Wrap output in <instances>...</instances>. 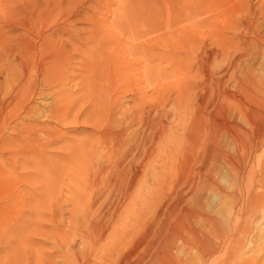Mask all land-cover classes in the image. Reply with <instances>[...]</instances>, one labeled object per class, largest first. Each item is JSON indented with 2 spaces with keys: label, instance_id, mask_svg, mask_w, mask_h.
Wrapping results in <instances>:
<instances>
[{
  "label": "bare ground",
  "instance_id": "obj_1",
  "mask_svg": "<svg viewBox=\"0 0 264 264\" xmlns=\"http://www.w3.org/2000/svg\"><path fill=\"white\" fill-rule=\"evenodd\" d=\"M216 1L92 0L93 4L87 5L80 0H12L7 11L0 8V79L3 80L0 86V256H4L0 257V264H14L20 246L30 254L32 205L27 200L29 190L24 189L22 195L25 197L21 199L19 193L5 190L11 188V180L17 187L22 181L37 179L45 189L48 184L44 181L49 176L56 180L64 177L73 185L69 191H76V194L80 191L78 187L83 185L80 186L79 181L88 182L89 185L84 186L86 190H92L94 199L86 203L81 200L84 198L74 200L72 207L78 214H83L81 225L98 236L106 227L93 218L101 213L97 205L106 204L103 195L113 191L125 195L143 177L137 169L140 163L152 165L164 160L158 155L160 151L166 152L168 162L164 168L168 175L176 168L178 173H189V154L196 144L204 149L203 162L196 173L206 168L208 153L218 160L230 159L216 149L215 144L227 134L237 141L240 133L227 129L224 124L226 134L217 128L202 130L199 124L198 128L194 122L199 121L198 109L206 104L205 100L197 103L198 112L191 123L185 122L188 117L183 118L191 108L188 101L198 87L197 82L221 86L226 78L245 82L255 80L253 71L240 78L235 72L241 70L244 58L252 57L247 48L239 46L241 41L245 44L243 38L248 34L258 37L262 45L259 52L264 56V31H258L253 24L255 20L264 21V0L259 1L260 6L258 4L256 9L249 8L242 2L244 0H232L234 2L222 9ZM94 4L101 11H96L98 15H95ZM226 33L232 35L229 37ZM135 57L138 59L133 60ZM163 62L171 67V73L162 68ZM186 64H189L188 69ZM163 76H171L174 82L163 85ZM68 88L71 91L68 92ZM218 93L225 97L222 89ZM36 96L51 97L52 108L38 114L29 105ZM126 102L131 106L124 107ZM169 107L178 111L177 122L187 126L189 131L166 140L162 147L164 110ZM23 120L33 121V124H24ZM49 122L66 127L79 125L89 129V135L79 142L67 141L62 131L48 127ZM10 125L14 131L5 137L3 131ZM176 142L185 144L182 149L180 147V160H176L171 152ZM4 155L20 156L24 162L17 167L19 170L14 165L5 169ZM44 161L50 163L51 170L39 165ZM135 204L138 205L136 201ZM103 214L109 219L112 217L111 213ZM118 217L117 214L115 220L113 216L112 224ZM137 219L139 228L142 215L139 214ZM19 221H24L21 231ZM221 225L209 219L205 230L188 231L190 240L187 241L191 245L185 241L182 235L185 230L179 225H165L156 232L155 255L149 264H179L170 253L177 240L193 246L200 256L215 253L219 246L209 237L219 238L224 232ZM17 232L22 238L20 243L17 239L13 247L7 236ZM110 237L112 242L104 250L105 256L115 255L117 262L114 258V264H129L132 253H125L123 247L130 234L114 232ZM6 238L8 241H4ZM140 242L142 240L136 242V247ZM5 246L9 249L6 254ZM134 264L148 263L140 257Z\"/></svg>",
  "mask_w": 264,
  "mask_h": 264
},
{
  "label": "rangeland",
  "instance_id": "obj_2",
  "mask_svg": "<svg viewBox=\"0 0 264 264\" xmlns=\"http://www.w3.org/2000/svg\"><path fill=\"white\" fill-rule=\"evenodd\" d=\"M10 1L12 0H0V8H4L7 11L8 6L12 3ZM169 1L171 2L172 0ZM231 1L217 0L216 3L224 9ZM259 1L244 0L242 2L248 4L249 8L256 9L258 4L260 6L261 2ZM90 2L93 4L92 0H80L82 4L89 5ZM160 3L163 6L162 2ZM94 6L96 7H94L95 15H98L100 9L96 4ZM113 6L115 8V5ZM219 9L221 10V7ZM219 9L217 10L219 11ZM170 10L172 11L173 9L171 8ZM85 11L89 12L88 9H85ZM253 22L258 31H264L262 30L264 29V21L255 20ZM78 27L86 26L78 25ZM226 35L230 37L232 34L226 33ZM245 38H243L245 44L241 43V41L239 46L240 48H247L252 57L244 58L241 62L243 65L240 66L243 71H239L242 74L239 71L235 73L240 78L241 75L246 74L248 71L249 73L253 71L255 72V80L245 82L243 80L238 81L235 78H226L221 86L213 83L203 85V83L197 82L198 87L191 93L192 99L190 94L191 100L189 99L188 101V105H191V108L188 109L185 117H182L184 120L188 117L189 119L187 118L188 120L185 122L191 123L194 120V115H197L198 112L196 111L197 103L202 99L205 100L206 104L200 109L197 108L200 112V118L199 121L196 120L194 123L198 128L200 126L202 130L206 131L217 128L223 133L228 132L227 129L231 128L237 134L240 133L237 141L227 134L220 137L215 144L216 149L224 152L228 157L230 156V159L226 158V161L218 160L208 153L205 161L206 168L199 172L201 174L196 173L203 162L202 157L204 154L203 146L196 144L192 146L189 154V173L188 171V174L178 173L176 168L175 170L173 169L174 172L170 171L171 174L168 175L166 168H164L168 162L165 158L166 152L164 150L160 151L158 155L164 160L152 165L143 162L140 163V166L138 164L139 168L137 169L143 173V177L131 189L127 190L125 195L118 194L117 191L115 193L114 191L112 193L106 192L103 195V198H106V204L100 205L99 203L97 205L101 213L99 211L100 216L96 214L97 217L95 216L93 219L100 221V225L107 229H102L98 236L95 233H92V235L87 231L88 229H86L85 225H81L80 221L83 214H78L72 207L74 200L84 198L81 200L86 203L94 199L92 190H86L85 186L89 185L88 182L81 183L79 181L80 186L83 185L81 188L78 187L80 191L77 189L78 194H76V191L73 193L69 191V188L73 187V185L64 177H61L64 180L62 181L60 178L56 180L55 178L51 179L49 176L46 179L47 181H44L49 186L45 189H43L40 180L37 179L31 182L22 181L17 187L13 186L15 183L11 180V188L5 190L15 191L17 195L18 193L22 195L24 189L29 190L30 196L29 194L27 195V200L32 205L30 207L32 212L29 211L30 215H32L29 219L30 222L32 221V226L30 224L32 228L30 227V229L33 231H31V236L29 237L30 254L26 252L25 248L20 246L19 251H17V257L13 259L14 264H109L108 261L111 264L115 260L114 258H116L114 262H117V257H114L115 255L110 258L106 257L104 250L111 245L110 236L114 232L118 234L128 232L130 234V242L128 241V244L126 243L123 247L125 253H129V251L132 253L129 258L130 261L128 260L129 264H134L140 257L149 264L150 258L152 260L155 255L156 232L162 229L164 224L168 226L179 225L182 228L181 230H185L182 235H184L185 241L188 242L187 240H190L188 231L203 230L209 219L216 220L218 224L223 225L221 227L224 232L219 238H215V236L209 237L214 245L219 246L217 251L206 257L200 256L193 246L190 247V241L188 242L189 245L184 241L177 240L172 246L174 251L172 249L170 253L179 264H264V59H262L264 56L260 55L259 52L262 45L258 42V37L248 34ZM132 59L137 60L138 58ZM164 63H161V66L163 65L162 68L165 71L167 70V73H171V67ZM217 66L222 65L218 64ZM188 67L189 64H186L185 68L188 69ZM222 67L225 68L227 66ZM2 81L0 79L1 87ZM172 81L174 82V78L172 79L171 76L170 78L168 76L161 78L163 85H167L168 82L170 84ZM1 87L0 93H2ZM220 89L224 91L225 97L219 95L218 90ZM69 90L71 91L70 88H68V92ZM149 95L150 93L148 92ZM37 97H34V100L29 105L33 106L38 114L52 108L51 106L54 102H52L51 97ZM1 98L2 94H0ZM127 105L130 107L131 103L126 102L124 107L128 108ZM175 110L170 107L164 110L163 129L165 130V140L163 139L160 144L162 147H164L166 140L178 138L188 133L186 132L187 130L189 131L187 126L184 127V125L182 126L177 122L178 116L176 114H178V111L176 110L175 112ZM22 122L28 125L33 124V121L23 120ZM39 122L41 123V120ZM54 124L49 122L47 125L50 128H56L60 132L62 131L61 133L67 141H78L79 139L82 141L89 135V129L78 127L79 125L77 127L73 125L66 127ZM223 124L227 129L223 127ZM13 131L14 129L10 125L3 131V135L5 137L11 136ZM41 140L44 142L46 139L43 136ZM180 144L182 143L176 142V147L174 145L173 148L175 151L173 149L171 151L172 153L174 152L172 156L176 160L181 159V149L185 145ZM52 149L54 147L47 151ZM171 152L170 154H172ZM2 159L5 169L9 165H14L18 169L17 167L20 168L24 162L20 156L15 155L12 158L4 155ZM39 165L48 167L50 170L52 168L47 161ZM6 182L8 183V181ZM24 197L22 195L21 199H24ZM135 201L138 205L135 204ZM124 203L125 205L123 206ZM70 210L71 212H69ZM73 211L76 212L73 213ZM106 212L108 214L111 213L112 217L110 219L103 214ZM117 214L119 215L118 220L112 224L114 218L116 220ZM139 214L142 215V219L138 228L136 222ZM22 220L23 217L21 218ZM21 221L17 223L20 227L18 228L19 231L24 228V221ZM227 227L229 230L235 229L234 232L227 231L225 229ZM19 234L20 232L16 234L10 233L7 236L13 242V247L16 245V240L18 239V243L22 238L21 234ZM101 234L104 235L101 236ZM57 238L58 240L56 241ZM6 240L7 238L4 241ZM140 240L142 242L136 247V242ZM5 248L6 254V250L9 249L6 246ZM2 254L5 255L4 253ZM0 257L4 256L1 255ZM181 260H184V262H181Z\"/></svg>",
  "mask_w": 264,
  "mask_h": 264
}]
</instances>
